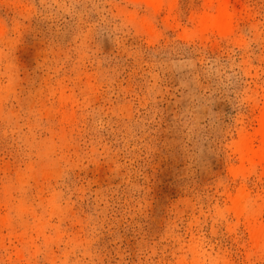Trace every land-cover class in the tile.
<instances>
[{"label": "rangeland", "instance_id": "374dc122", "mask_svg": "<svg viewBox=\"0 0 264 264\" xmlns=\"http://www.w3.org/2000/svg\"><path fill=\"white\" fill-rule=\"evenodd\" d=\"M263 131L264 0H0V264H264Z\"/></svg>", "mask_w": 264, "mask_h": 264}, {"label": "bare ground", "instance_id": "6f19581e", "mask_svg": "<svg viewBox=\"0 0 264 264\" xmlns=\"http://www.w3.org/2000/svg\"><path fill=\"white\" fill-rule=\"evenodd\" d=\"M230 22V15L225 6L221 5L218 9V13L212 19V23L220 28L226 27ZM263 141H264V131H263ZM260 162H264V152H260L258 155Z\"/></svg>", "mask_w": 264, "mask_h": 264}]
</instances>
